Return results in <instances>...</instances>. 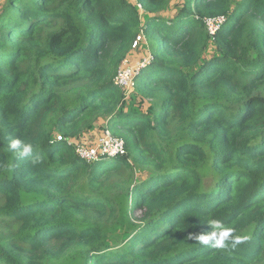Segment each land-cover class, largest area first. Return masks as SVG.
<instances>
[{
    "label": "trees",
    "instance_id": "trees-1",
    "mask_svg": "<svg viewBox=\"0 0 264 264\" xmlns=\"http://www.w3.org/2000/svg\"><path fill=\"white\" fill-rule=\"evenodd\" d=\"M169 1L138 0L142 22L127 0H7L0 264H264V0H185L170 19ZM220 16L212 37L206 20ZM148 41L154 57L128 101L114 79ZM103 121L119 123L128 153L89 164L70 142ZM208 219L247 239L188 240Z\"/></svg>",
    "mask_w": 264,
    "mask_h": 264
},
{
    "label": "built area",
    "instance_id": "built-area-1",
    "mask_svg": "<svg viewBox=\"0 0 264 264\" xmlns=\"http://www.w3.org/2000/svg\"><path fill=\"white\" fill-rule=\"evenodd\" d=\"M142 10V5L138 4ZM227 17H213L206 20L207 30L210 36L215 34L226 24ZM146 40L144 32L137 37L133 44V48L139 46L141 41ZM152 58L131 66L128 57L123 61L122 68L119 69L115 77V86H117L125 96L129 99L132 90L137 85V79L143 74V70L151 63ZM72 144V143H71ZM76 153L84 161L89 164L97 163L103 159H114L127 155V145L124 139L116 137L109 129H105L96 144L82 143L76 144Z\"/></svg>",
    "mask_w": 264,
    "mask_h": 264
},
{
    "label": "rangeland",
    "instance_id": "rangeland-1",
    "mask_svg": "<svg viewBox=\"0 0 264 264\" xmlns=\"http://www.w3.org/2000/svg\"><path fill=\"white\" fill-rule=\"evenodd\" d=\"M127 1L130 2V3H132L133 5H136L139 8V6H138V4H139L138 3V0H127ZM184 1L185 0H170L169 1L168 8L166 9V12L163 13V16H165V17H167L169 19L172 18V17H174L178 13V11H180V8L179 7L181 5H184ZM233 1L235 3V6L234 7H236L242 0H233ZM6 3H7V0H0V14L2 13V9H3L4 5H6ZM143 14H144V10L142 9L141 10L142 22L145 21V16H143ZM143 42H144V40H143ZM145 45H146V47H145ZM145 45H144V48L143 49L140 47V49H141L140 51L135 52V53H131V55L128 57V60H129V63L131 64V66L134 65V64H138L139 62H143L146 59H150V58H153L154 57V55H153L154 52L152 51V47H151L152 45L150 44V42L149 41H148V43L146 42ZM213 52H214V45L212 44L211 46H209V49L207 51L208 56L212 55ZM122 67L123 66L121 64L120 68H122ZM114 83H115V79H114ZM135 91H136V89L134 88L132 90V94ZM132 94L130 95L129 99H127L128 101H130L132 99V96H133ZM151 105H152V103L151 102H148L147 104H145V107H143V108H145V110H147V108L149 106H151ZM107 122L108 121H103L102 123L97 124L95 126V129L92 131V133L87 134L86 137L84 135V137H81L79 139L72 140L71 143L73 145L82 144V143L96 144L97 141H98V139L101 136V133L104 130L103 129L104 127L106 129H110V131L112 133L113 132L115 133V128L119 126V123L118 124L117 123L116 124H113L111 126ZM116 137H119V136H116ZM83 138H85V139L83 141H80ZM119 138H121V137H119ZM101 166H102V164H101ZM137 175H138V177L143 176V177H140V179H143L144 180L146 178V174L143 173V172H141L140 170H138ZM208 181H209V183H211L212 182V179H210ZM134 214H135L134 215L135 219H138V218H140L142 216V213L140 211H136ZM125 238H126V235H118L117 237H115V239H114V241L112 243L115 246H120L122 244V242L124 241Z\"/></svg>",
    "mask_w": 264,
    "mask_h": 264
},
{
    "label": "clouds",
    "instance_id": "clouds-1",
    "mask_svg": "<svg viewBox=\"0 0 264 264\" xmlns=\"http://www.w3.org/2000/svg\"><path fill=\"white\" fill-rule=\"evenodd\" d=\"M8 149L20 157H31L34 164L39 163V157L32 156L33 145L24 143L18 137L9 138ZM207 225L210 227L211 231L198 235L189 234L187 239L195 241L196 244L210 246L215 249H225L228 247V244H231V247L235 248L247 239L246 237L235 235L234 229L226 226L221 220L208 219Z\"/></svg>",
    "mask_w": 264,
    "mask_h": 264
}]
</instances>
